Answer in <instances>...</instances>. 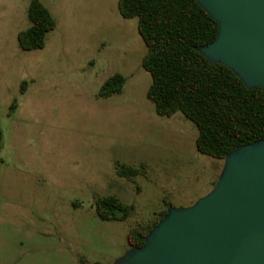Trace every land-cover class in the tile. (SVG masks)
<instances>
[{
  "label": "rangeland",
  "instance_id": "rangeland-1",
  "mask_svg": "<svg viewBox=\"0 0 264 264\" xmlns=\"http://www.w3.org/2000/svg\"><path fill=\"white\" fill-rule=\"evenodd\" d=\"M30 2L0 0V264H114L133 227L150 229L166 197L179 206L206 195L224 160L198 151L181 111L156 112L138 18L118 0H43L57 27L25 51ZM116 72L123 92L100 97ZM118 162L139 175L120 176ZM111 194L133 205L127 220L98 216L96 199Z\"/></svg>",
  "mask_w": 264,
  "mask_h": 264
},
{
  "label": "trees",
  "instance_id": "trees-1",
  "mask_svg": "<svg viewBox=\"0 0 264 264\" xmlns=\"http://www.w3.org/2000/svg\"><path fill=\"white\" fill-rule=\"evenodd\" d=\"M118 8L123 17L138 18L147 47L142 66L152 79L148 98L160 116L181 111L196 124L199 152L224 160L234 148L264 139V87L248 88L228 66L202 53V46L217 38L220 26L198 0H118ZM28 17L29 27L18 34L20 48H45L57 19L43 0H31ZM126 82V75L116 72L105 80L98 95L122 93ZM27 85L24 80L21 93ZM117 164L120 176L133 178L140 173L134 166ZM165 202L171 204L167 197ZM95 205L103 220L125 221L133 210L132 204L113 194L97 198ZM150 229L133 227L127 235L129 248L144 245Z\"/></svg>",
  "mask_w": 264,
  "mask_h": 264
},
{
  "label": "water",
  "instance_id": "water-1",
  "mask_svg": "<svg viewBox=\"0 0 264 264\" xmlns=\"http://www.w3.org/2000/svg\"><path fill=\"white\" fill-rule=\"evenodd\" d=\"M198 1L220 26L202 53L248 88L264 87V0ZM114 264H264V139L227 153L206 195L170 204L144 245Z\"/></svg>",
  "mask_w": 264,
  "mask_h": 264
}]
</instances>
